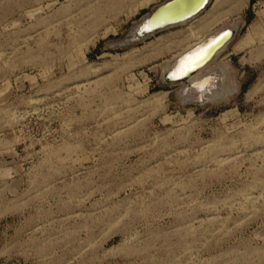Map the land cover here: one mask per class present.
<instances>
[{
  "label": "rangeland",
  "instance_id": "1",
  "mask_svg": "<svg viewBox=\"0 0 264 264\" xmlns=\"http://www.w3.org/2000/svg\"><path fill=\"white\" fill-rule=\"evenodd\" d=\"M163 1L0 0V264H264V0L112 46ZM226 24L231 94L158 83Z\"/></svg>",
  "mask_w": 264,
  "mask_h": 264
},
{
  "label": "bare ground",
  "instance_id": "2",
  "mask_svg": "<svg viewBox=\"0 0 264 264\" xmlns=\"http://www.w3.org/2000/svg\"><path fill=\"white\" fill-rule=\"evenodd\" d=\"M213 1L214 0H208L204 8L193 17L185 21H182L180 23L168 26L166 27V29H163L161 32L191 22L192 20L199 17L206 9H208V6ZM150 28L151 26L145 23L144 25L138 27L137 32L148 31ZM236 29H237V25H231V24L223 25L215 32H211L205 35L202 39H200L196 43L191 44L187 49L179 53L170 62L162 65L161 68L163 70L165 69L164 72L166 71V73H168L169 78L174 79V78L183 77L185 73H187V71L193 67L192 65L193 62L200 59L204 55V52L209 45H211L222 34L229 31L232 33V37H230V39H228V41L224 43L220 48L216 49L204 61V63H202L199 66V68L192 74V76L188 80V82L192 84V87L189 89L184 88L181 91L182 98L184 97L185 100H193L197 102L202 101L204 103L210 99H215V98L220 99L222 97L227 96L228 94H231L230 92H232V88L229 87L225 88L223 86V81L225 79V75L228 69L227 65L222 64L214 68H211L210 66L213 64L216 57L221 52L226 50L228 46L234 41ZM243 43H246V41L238 44L236 48H240L241 46H243Z\"/></svg>",
  "mask_w": 264,
  "mask_h": 264
},
{
  "label": "water",
  "instance_id": "3",
  "mask_svg": "<svg viewBox=\"0 0 264 264\" xmlns=\"http://www.w3.org/2000/svg\"><path fill=\"white\" fill-rule=\"evenodd\" d=\"M208 0H164L155 6L147 15H145L128 33L121 39L112 44L113 47L124 48L142 40H146L151 36L161 32L166 27L185 21L199 11H201ZM147 23L151 26L148 31H139V26ZM235 34V33H234ZM236 35V34H235ZM232 37V33L226 32L218 37L211 45H209L204 55L193 62V67L180 78H169L168 73L163 72L158 83L160 85L182 84L184 88H191L192 84L188 82L192 74L204 63V61L218 48ZM195 63V64H194ZM181 90V91H182ZM195 103H203L202 101H194Z\"/></svg>",
  "mask_w": 264,
  "mask_h": 264
},
{
  "label": "crops",
  "instance_id": "4",
  "mask_svg": "<svg viewBox=\"0 0 264 264\" xmlns=\"http://www.w3.org/2000/svg\"><path fill=\"white\" fill-rule=\"evenodd\" d=\"M216 2H217V0H214V1L211 3V6H210V9H209V10H211V9L213 8V5L216 4ZM212 10H213V9H212ZM212 10H211V11H212ZM203 13H204V12H203ZM203 13H202V14H203ZM180 53H181V52H180ZM178 54H179V53H178ZM225 88H226V87H225ZM225 88H224V89H225ZM229 88H231V87H229ZM224 89H223V90H224ZM232 91H233V88H232Z\"/></svg>",
  "mask_w": 264,
  "mask_h": 264
}]
</instances>
